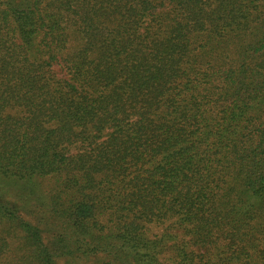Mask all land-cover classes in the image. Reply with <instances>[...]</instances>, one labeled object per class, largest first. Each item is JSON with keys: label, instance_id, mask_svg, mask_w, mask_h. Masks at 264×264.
Segmentation results:
<instances>
[{"label": "trees", "instance_id": "16d2710c", "mask_svg": "<svg viewBox=\"0 0 264 264\" xmlns=\"http://www.w3.org/2000/svg\"><path fill=\"white\" fill-rule=\"evenodd\" d=\"M0 264H264V0H0Z\"/></svg>", "mask_w": 264, "mask_h": 264}]
</instances>
